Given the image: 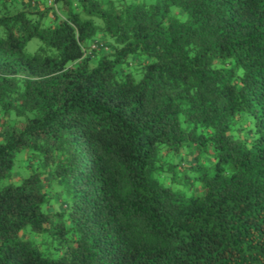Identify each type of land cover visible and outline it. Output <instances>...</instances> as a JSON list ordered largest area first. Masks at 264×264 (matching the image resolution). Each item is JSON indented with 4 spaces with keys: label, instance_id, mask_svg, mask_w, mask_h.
Masks as SVG:
<instances>
[{
    "label": "trees",
    "instance_id": "obj_1",
    "mask_svg": "<svg viewBox=\"0 0 264 264\" xmlns=\"http://www.w3.org/2000/svg\"><path fill=\"white\" fill-rule=\"evenodd\" d=\"M0 264H264V0H0Z\"/></svg>",
    "mask_w": 264,
    "mask_h": 264
},
{
    "label": "rangeland",
    "instance_id": "obj_2",
    "mask_svg": "<svg viewBox=\"0 0 264 264\" xmlns=\"http://www.w3.org/2000/svg\"><path fill=\"white\" fill-rule=\"evenodd\" d=\"M61 7V6H60ZM40 41L37 40V39H33L29 44H28V47H27V51L30 53V54H33L38 46L40 45Z\"/></svg>",
    "mask_w": 264,
    "mask_h": 264
}]
</instances>
